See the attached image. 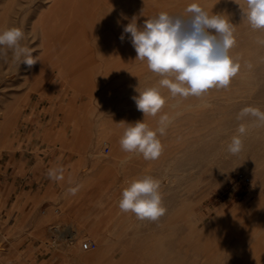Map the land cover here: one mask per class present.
Returning a JSON list of instances; mask_svg holds the SVG:
<instances>
[{
    "label": "rangeland",
    "instance_id": "rangeland-1",
    "mask_svg": "<svg viewBox=\"0 0 264 264\" xmlns=\"http://www.w3.org/2000/svg\"><path fill=\"white\" fill-rule=\"evenodd\" d=\"M65 1L0 0V31L20 28L22 45L37 59L28 69L9 51L0 66V176L10 156H23L21 138L28 129L44 153L31 152L40 164L26 154L21 167L24 175L42 177V188L30 185L34 191L26 206L12 218L0 210V264H244L238 261L248 253L254 264H264V126L251 116L237 118L246 107L264 112V44L258 42L264 30L250 27L246 0H82L81 9L88 13L80 19L68 13L69 7L66 12L62 7L63 13ZM55 3L60 15L54 23L64 21L72 28L66 35L54 33L45 50L41 19ZM193 3L233 24L235 44L229 55L241 65L238 74L227 88H212L200 97H172L160 88L164 106L156 116H144L132 97L159 87L164 77L150 71L147 61L133 60L137 53H132L131 34L120 39L123 28L133 18L142 27L161 12L187 18ZM66 43L72 49L63 50ZM72 43L92 49V56L87 54L100 63L88 70L94 73L89 78L75 77L92 66L79 64L74 72L77 49ZM161 116L168 117V125L158 137L163 146L158 159L121 150L124 120L143 121L155 130ZM241 124L247 129L243 149L232 155L228 144ZM59 168L62 179H50L49 170ZM239 174L250 181L239 182ZM144 175L160 181L166 212L156 221L138 220L118 207L122 190ZM203 229L210 232H204L205 241L196 235ZM246 229L251 235L239 240ZM89 239L97 247L82 250L81 243Z\"/></svg>",
    "mask_w": 264,
    "mask_h": 264
},
{
    "label": "clouds",
    "instance_id": "clouds-1",
    "mask_svg": "<svg viewBox=\"0 0 264 264\" xmlns=\"http://www.w3.org/2000/svg\"><path fill=\"white\" fill-rule=\"evenodd\" d=\"M245 17L253 30H264V0H246ZM185 18L161 12L157 17L147 19L138 27L133 18L123 28L120 39L131 34V43L137 53L136 59L147 61L150 71L164 77L159 87L146 88L133 96L136 107L144 116H156L165 104L160 88H167L172 97H200L212 88H227L241 67L229 55L235 44L234 27L224 15H209L196 3L190 4ZM119 23V21H118ZM24 32L20 28L0 31V58H6L9 51L14 59L31 69L37 59L32 50L22 45ZM264 44V40L258 41ZM247 116L255 118L257 126H264V112L246 107L238 119ZM155 130L143 121L127 124L120 138L121 150L126 153L142 154L145 160H156L162 154L163 146L158 138L166 134L168 117L161 116ZM247 129L241 124L228 144V152L238 155L243 149ZM63 169H50L52 180L62 179L58 173ZM72 195L76 189L69 190ZM121 212H131L138 220L156 221L166 212L162 205L160 181L151 175L133 179L122 190L118 202Z\"/></svg>",
    "mask_w": 264,
    "mask_h": 264
},
{
    "label": "bare ground",
    "instance_id": "bare-ground-1",
    "mask_svg": "<svg viewBox=\"0 0 264 264\" xmlns=\"http://www.w3.org/2000/svg\"><path fill=\"white\" fill-rule=\"evenodd\" d=\"M59 1H61V0H59ZM65 1V0H64ZM74 1V4H70V2L68 3L67 1H65L64 3H62V4H64L63 6L61 5L60 6V8H64L65 9V12H66V9H67V7H69V10H68V13H70L71 15H75V17H77L78 19H80V18H83V17H87V11H83L81 8H83L82 6H83V4H81V3H83L82 2V0H73ZM98 1V0H97ZM159 1V0H158ZM53 2H54V0H53ZM85 2H87V1H85ZM59 3V2H58ZM72 3V2H71ZM96 3V2H95ZM81 4V5H80ZM56 3L55 4H53V5H51V8L46 12V16L44 17V18H42L41 19V22L42 23H44L45 25L43 26V42H44V48H45V50H47V49H49L50 47L48 46V45H50L51 46V40H52V38L54 37H52V35H55L54 33H57V32H60V33H63V34H67V32H69L70 30H71V28H72V26L69 28V27H65L64 26V21H61V26H59V23L58 22H55L54 23V20L56 19L55 18V16L57 17V15H60V12H59V10L60 9H57L56 8ZM69 5H71V7L69 6ZM59 6V5H58ZM63 8L61 9V10H63ZM95 8V7H94ZM84 10H85V8H84ZM98 11V10H97ZM64 12V10H63V13H65ZM96 12V11H95ZM102 12V11H101ZM102 14V13H101ZM65 15H67L66 13H65ZM103 15V14H102ZM113 15V14H112ZM92 16H93V18H95L94 16H95V14H92ZM91 16V17H92ZM121 16V15H120ZM148 16V15H147ZM80 17V18H79ZM55 18V19H54ZM69 18H71L70 17V15H69ZM60 20V19H59ZM65 20V19H64ZM67 20V19H66ZM82 20V19H81ZM91 21H93L92 20V18L90 19ZM70 21V20H69ZM79 21V20H78ZM87 21H89V20H87ZM63 22V23H62ZM80 22V21H79ZM86 22V21H85ZM84 22V23H85ZM70 23V22H69ZM67 24V23H66ZM88 24H90V23H88ZM85 26H86V24H84ZM102 26V25H101ZM103 27V26H102ZM101 27V28H102ZM91 28V27H90ZM73 30V29H72ZM89 30H91V29H89ZM81 31H85L84 29L82 30V27L79 29V32H81ZM88 31V30H87ZM98 31V30H97ZM79 32H78V30L76 31V36H78L79 35ZM99 32V31H98ZM90 33V32H89ZM86 34V33H85ZM84 34V35H85ZM91 34V33H90ZM99 34V33H98ZM61 35V34H60ZM59 35V36H60ZM86 35H88V33L86 34ZM85 35V36H86ZM91 35H93V34H91ZM95 35V34H94ZM72 36H74V35H72ZM97 36V35H96ZM64 37V36H63ZM63 37H62V39H63ZM68 37V36H67ZM87 37V36H86ZM98 37V36H97ZM96 38V37H95ZM76 39V38H75ZM91 39H92V37H91ZM112 39V38H111ZM102 40H103V38H102ZM99 41V40H98ZM101 41H99V43H100ZM92 43V42H91ZM107 43V42H106ZM73 44V43H72ZM84 44V43H83ZM97 44H98V42L96 43V49L98 50L99 48H97L98 46H97ZM111 44V43H110ZM100 45H101V43H100ZM99 45V46H100ZM104 45V44H103ZM121 45V44H120ZM127 45V44H126ZM85 46H87V45H85ZM106 46V45H105ZM110 46V45H109ZM70 47V48H69ZM121 48V47H120ZM69 49H72V45H68L67 43L65 44V46H64V49L63 50H69ZM73 49L75 50V49H77L75 52H77V55H74L75 57H74V63L75 64H73V66H78V67H75V70H74V72H76L77 70H79L80 68H81V66H79V64H83V65H86L87 64V66L89 65V66H92L91 68L90 67H88L89 69H82V70H80V74H77L75 77H76V79L77 80H79L80 78H85V77H88L89 78V73H93V72H91V71H89L88 72V70H90V69H92L93 70V68L94 67H96L97 65H99L97 62H96V60L94 59V58H92L91 56H92V54L91 53H93V50L91 51H87V50H89L87 47H86V49L87 50H84L83 49V45H81L80 43H76V44H73ZM111 49V48H110ZM105 50V49H104ZM117 50H119V49H117ZM50 51V50H49ZM109 51V50H108ZM113 51H114V49H113ZM131 51H132V49H131ZM52 52V51H51ZM51 52H49V53H51ZM74 52V53H75ZM87 52L89 53V55H91V56H89L88 54H87ZM91 52V53H90ZM111 52V51H110ZM133 52H135V51H132V53ZM68 53V52H67ZM103 52L101 51L100 52V54H102ZM121 54H123L122 52H120ZM63 54H65V53H63ZM69 54V53H68ZM68 54H66V56H68L69 57V55ZM113 54V53H112ZM117 54V53H116ZM134 54V53H133ZM45 55V54H44ZM88 55V56H87ZM117 55H119V54H117ZM126 55V54H125ZM131 55V54H130ZM65 56V55H64ZM49 57V56H48ZM99 57V56H98ZM122 58V57H121ZM131 58V57H130ZM5 59H7V57L6 58H0V66H2L3 65V63H4V60ZM50 59V58H49ZM53 59V58H52ZM99 59V58H98ZM120 59V58H119ZM127 59H129V57H127ZM126 59V60H127ZM136 59V57L133 59V60H135ZM101 60V59H100ZM122 60V59H121ZM99 61V60H98ZM129 61H130V59H129ZM128 60L126 61V62H129ZM62 62V61H61ZM119 62V61H118ZM131 62V61H130ZM143 62V61H142ZM72 63V62H71ZM102 64V63H101ZM72 66V67H73ZM104 66V65H103ZM72 69V68H71ZM40 70V69H39ZM125 70V69H124ZM11 71V70H10ZM101 71V70H100ZM31 73V72H30ZM8 74H9V72H8ZM43 74V73H42ZM122 74V73H121ZM129 74V73H128ZM142 74V73H141ZM32 75H33V73H32ZM35 75V74H34ZM93 75H94V73H93ZM127 75V74H126ZM4 76V75H3ZM121 76V75H120ZM123 76V75H122ZM133 76V75H132ZM45 77V76H44ZM98 77H100V75L98 76ZM127 77V76H126ZM139 77V76H138ZM4 78V77H3ZM87 78V80H89ZM91 78V77H90ZM1 79V78H0ZM75 79V80H76ZM99 79V78H98ZM33 80V79H32ZM31 80V81H32ZM72 81H74V80H72ZM91 81V80H90ZM96 81V79L94 80V81H92L91 82V84L93 83V82H95ZM131 81V80H130ZM98 82V81H97ZM115 82V81H114ZM122 82V81H121ZM81 83V82H80ZM99 83V82H98ZM116 83H118V82H116ZM126 83V82H125ZM129 83V82H128ZM127 83V84H128ZM131 83V82H130ZM111 84H112V82H111ZM122 84V83H121ZM126 84V85H127ZM81 85V84H80ZM87 85H89V84H87ZM125 85V84H124ZM90 86V85H89ZM94 86V85H93ZM106 86V85H105ZM85 89H86V87H85ZM84 89V90H85ZM88 89V88H87ZM82 91H83V88H82ZM84 92V91H83ZM93 97V96H92ZM91 100V99H90ZM123 103H125V102H123ZM106 107H107V105H105ZM111 106V105H110ZM119 107H120V104L118 105ZM123 106V105H122ZM108 107H109V105H108ZM81 108V107H80ZM115 108V107H114ZM193 108V107H192ZM195 108V107H194ZM197 108V107H196ZM123 109V108H122ZM129 109V108H128ZM81 110V109H80ZM125 110V109H124ZM136 110V109H135ZM87 111V110H86ZM116 111V110H115ZM127 111V110H126ZM129 111V110H128ZM161 111V110H160ZM125 112V111H124ZM132 112V111H131ZM130 112V113H131ZM123 113V112H122ZM120 114V113H119ZM129 115V114H128ZM138 115H140V114H138ZM114 116V115H113ZM125 116V115H124ZM117 118V117H116ZM143 118V117H142ZM123 119L124 118H122L121 120L123 121ZM144 119V118H143ZM139 120V119H138ZM140 120H142V119H140ZM101 121V120H100ZM136 121V120H135ZM153 121V120H152ZM147 122H148V120H147ZM81 123H82V121H81ZM80 123V124H81ZM112 123V122H111ZM124 123L127 125V123H126V121L124 120ZM130 123H131V121H130ZM129 123V124H130ZM133 123H135V122H133ZM132 124V123H131ZM148 124H150V123H148ZM105 125H106V123H105ZM116 125V124H115ZM114 125V126H115ZM101 126H103L102 124H101ZM107 126V125H106ZM109 126H110V124H109ZM117 126V125H116ZM122 126V125H121ZM103 128H104V126H103ZM102 128V129H103ZM107 128H109V131H110V127H107ZM113 128V127H112ZM119 128V127H118ZM101 129V128H100ZM99 130V129H98ZM108 130V129H107ZM107 130H106V133H107ZM113 130H115V128H113ZM102 131V130H101ZM123 131H124V129H123ZM115 132V131H114ZM5 133V132H4ZM80 133V132H79ZM110 133V132H109ZM108 136H110V134L108 135ZM113 136H110L109 138H112ZM108 138V139H109ZM77 139V138H76ZM113 140V139H112ZM114 141V140H113ZM112 141V142H113ZM114 142H116V141H114ZM107 145V144H106ZM109 155V154H108ZM110 155H112V154H110ZM117 158V157H116ZM183 210V209H182ZM254 214V213H253ZM184 222V221H183ZM250 222V221H249ZM170 223V222H169ZM176 223V222H175ZM243 223V222H242ZM185 225V227H187V225L186 224H184ZM243 225H245L244 223H243ZM247 226V225H246ZM57 227V229H58V226H56ZM197 227V226H196ZM238 228V227H237ZM243 229H245L244 227H242ZM242 229V230H243ZM255 229V228H254ZM241 230V233H240V235H239V240H246L247 239V233L249 234V235H251V229H246V230H244V234L242 233L243 231ZM232 231V230H231ZM160 232H164V230H162V231H160ZM204 232H206V231H204V229L203 230H200L199 232L197 231V237H200L201 236V239H204L203 241H205V233ZM229 232H230V230H229ZM228 232V233H229ZM238 232H240V231H237V233ZM206 233H210V232H208V230H207V232ZM161 235V234H160ZM214 235V234H213ZM225 235V234H224ZM223 235V236H224ZM206 236H207V234H206ZM221 236V235H220ZM235 236V235H234ZM237 236V235H236ZM258 236H260V235H258ZM204 237V238H203ZM212 237V236H211ZM226 237V236H225ZM260 238V237H259ZM198 239V238H197ZM200 238H199V240H201ZM222 239H224V237L222 238V236H221V241H222ZM226 239L228 240L229 238H227L226 237ZM257 239V238H256ZM239 240H238V242H239ZM258 240V239H257ZM219 241H220V238H219ZM254 241H256V240H254ZM207 242V241H206ZM206 242H204V243H206ZM223 242L226 244V241H224L223 240ZM228 242V241H227ZM253 242V241H252ZM200 243V242H199ZM218 243V242H217ZM223 243V244H224ZM241 243H242V241H241ZM253 244V243H252ZM255 244V243H254ZM219 245L220 246H218L217 245V248L219 247V249H220V247L222 246L221 244H220V242H219ZM152 246V245H151ZM158 246V245H157ZM254 246V245H253ZM253 246H251V247H253ZM223 247H224V245H223ZM250 247V248H251ZM216 248V249H217ZM224 249V250H223ZM223 249H221V251H225V249H226V247H224ZM252 249V248H251ZM250 249V250H251ZM254 249V248H253ZM218 250V249H217ZM216 250V251H217ZM255 250V249H254ZM219 251V250H218ZM220 251V252H221ZM226 252V251H225ZM219 252H217V254H218ZM230 253H232L231 251H230ZM229 253V254H230ZM251 253H253V252H251ZM256 253V252H255ZM242 254V253H241ZM240 254V256H242ZM215 255V254H214ZM233 255V254H232ZM256 255V254H255ZM247 257V259H246V257ZM165 257H166V255H165ZM214 257V256H213ZM216 258H219V256H217ZM221 258V257H220ZM257 258V257H256ZM212 260V259H211ZM216 260H218V259H216ZM240 261H238V262H240V263H246V264H254L255 263V261H254V259H252V257H251V254H249L248 253V255H244V257L243 258H241V259H239ZM214 261H215V259H214ZM237 262V263H238Z\"/></svg>",
    "mask_w": 264,
    "mask_h": 264
},
{
    "label": "crops",
    "instance_id": "crops-1",
    "mask_svg": "<svg viewBox=\"0 0 264 264\" xmlns=\"http://www.w3.org/2000/svg\"><path fill=\"white\" fill-rule=\"evenodd\" d=\"M29 133L35 135L32 129H28L21 138L23 156L20 154L10 156V162L4 166L5 173L0 176V210L1 213L9 215L10 218L17 215L19 209L26 206L28 195L34 191V186L31 187L30 185L38 184L39 189L42 188L41 185H44L42 177L24 175L21 169L26 154L28 157L35 159L37 164H40V159L31 152L37 150L44 154L42 153L41 142L35 139L32 140L30 137L33 135L29 136Z\"/></svg>",
    "mask_w": 264,
    "mask_h": 264
},
{
    "label": "built area",
    "instance_id": "built-area-1",
    "mask_svg": "<svg viewBox=\"0 0 264 264\" xmlns=\"http://www.w3.org/2000/svg\"><path fill=\"white\" fill-rule=\"evenodd\" d=\"M237 180L239 182H242L244 184L248 183L250 181L249 177L248 176H244L242 174H239L238 175V178ZM97 247V243L94 241V240H85L81 243V249L84 250V251H88V250H92V249H95Z\"/></svg>",
    "mask_w": 264,
    "mask_h": 264
}]
</instances>
